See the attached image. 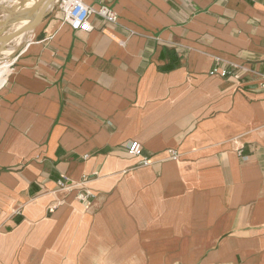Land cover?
<instances>
[{
	"label": "crops",
	"instance_id": "1",
	"mask_svg": "<svg viewBox=\"0 0 264 264\" xmlns=\"http://www.w3.org/2000/svg\"><path fill=\"white\" fill-rule=\"evenodd\" d=\"M85 2L0 61V264H264V0Z\"/></svg>",
	"mask_w": 264,
	"mask_h": 264
},
{
	"label": "water",
	"instance_id": "2",
	"mask_svg": "<svg viewBox=\"0 0 264 264\" xmlns=\"http://www.w3.org/2000/svg\"><path fill=\"white\" fill-rule=\"evenodd\" d=\"M31 1H34L32 6H27ZM16 2L21 3L18 9L13 7ZM55 3L58 0H0V16L2 12L7 13L0 20V61L5 58L10 46H14L12 43L22 39L45 20Z\"/></svg>",
	"mask_w": 264,
	"mask_h": 264
},
{
	"label": "built area",
	"instance_id": "3",
	"mask_svg": "<svg viewBox=\"0 0 264 264\" xmlns=\"http://www.w3.org/2000/svg\"><path fill=\"white\" fill-rule=\"evenodd\" d=\"M58 10L63 14L64 20L74 31H92V26L89 23L92 14H97L111 23H115L118 20L117 14L110 8L101 7L99 10H94L86 4L85 0H58ZM210 75L225 78L230 75V72L226 68L217 66L211 70ZM262 76L264 77V72ZM142 150L143 148L139 142H132L128 146L129 154L133 156H140Z\"/></svg>",
	"mask_w": 264,
	"mask_h": 264
},
{
	"label": "bare ground",
	"instance_id": "4",
	"mask_svg": "<svg viewBox=\"0 0 264 264\" xmlns=\"http://www.w3.org/2000/svg\"><path fill=\"white\" fill-rule=\"evenodd\" d=\"M18 3L19 2H16V3L13 4V7L15 9H16V7L20 8V6H18ZM33 3H34V1H31L30 6H32ZM10 52H11V50L7 51L5 54H7V53L10 54ZM7 65H5L4 67L0 68V85L5 81L6 75L9 73V64H7Z\"/></svg>",
	"mask_w": 264,
	"mask_h": 264
},
{
	"label": "rangeland",
	"instance_id": "5",
	"mask_svg": "<svg viewBox=\"0 0 264 264\" xmlns=\"http://www.w3.org/2000/svg\"><path fill=\"white\" fill-rule=\"evenodd\" d=\"M3 63V62H2ZM1 64V63H0Z\"/></svg>",
	"mask_w": 264,
	"mask_h": 264
}]
</instances>
